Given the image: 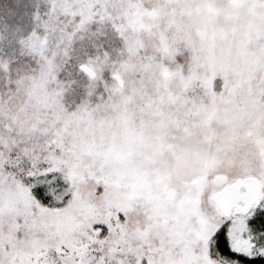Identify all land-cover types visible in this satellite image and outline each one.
<instances>
[{
	"label": "snow or ice",
	"instance_id": "snow-or-ice-1",
	"mask_svg": "<svg viewBox=\"0 0 264 264\" xmlns=\"http://www.w3.org/2000/svg\"><path fill=\"white\" fill-rule=\"evenodd\" d=\"M0 264H264V0H0Z\"/></svg>",
	"mask_w": 264,
	"mask_h": 264
}]
</instances>
